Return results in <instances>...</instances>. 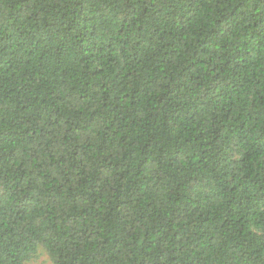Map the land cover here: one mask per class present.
<instances>
[{
  "label": "trees",
  "instance_id": "16d2710c",
  "mask_svg": "<svg viewBox=\"0 0 264 264\" xmlns=\"http://www.w3.org/2000/svg\"><path fill=\"white\" fill-rule=\"evenodd\" d=\"M264 264V0H0V264Z\"/></svg>",
  "mask_w": 264,
  "mask_h": 264
},
{
  "label": "rangeland",
  "instance_id": "374dc122",
  "mask_svg": "<svg viewBox=\"0 0 264 264\" xmlns=\"http://www.w3.org/2000/svg\"><path fill=\"white\" fill-rule=\"evenodd\" d=\"M32 264H52V263L43 252H40L39 255L32 261Z\"/></svg>",
  "mask_w": 264,
  "mask_h": 264
}]
</instances>
